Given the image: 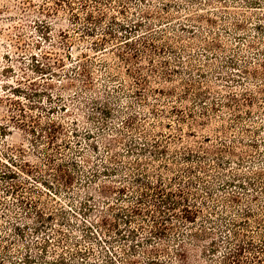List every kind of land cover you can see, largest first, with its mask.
<instances>
[{"label":"rangeland","instance_id":"374dc122","mask_svg":"<svg viewBox=\"0 0 264 264\" xmlns=\"http://www.w3.org/2000/svg\"><path fill=\"white\" fill-rule=\"evenodd\" d=\"M123 1L122 13L117 0L102 3L106 16L87 35L82 31L85 14L80 0L72 1V9L65 4L55 9L52 0H0V125L8 129L5 136L0 135V162L16 169L12 163L26 159L38 170L33 173L54 187L38 185L41 191L28 189L25 193L37 200L38 209L52 216L38 232L32 231L33 210L27 214L29 220H18L24 211L16 195L6 194L0 187V235H9L2 242L7 251L0 248V255H12L8 264H21L22 244L30 246L36 264H104L105 256L113 264H149L153 255L148 249L153 245L168 250L154 255L155 264H191V259L182 263L175 255L176 234L146 242L150 224L140 215L132 216L129 227L117 221L121 233L143 227L135 241L119 239L101 223L102 218L113 220L120 208L133 205L136 188L130 175L141 170L150 177L162 173L166 180L177 175L187 179L182 168L204 159L206 172L194 169V174L214 187L212 195L201 182L195 185L199 195L209 205L217 203V208L214 213L197 202L202 208L200 216L194 224H180L183 233L198 229L206 215L225 223L245 204L262 213L258 208L264 203V66H260L264 62V0ZM163 3H167L166 9H161ZM142 9L151 14L143 15ZM110 17L132 28L129 37L143 36L153 43L152 47L137 44L144 52L128 67L119 58L120 52L129 51L119 45L123 29L111 25L117 37L108 38L104 48L93 47L102 29L110 26ZM140 20L144 25L133 33V22ZM45 24L50 25L47 38L42 36ZM33 62L49 68L33 72ZM83 67L90 75L88 84ZM136 69L145 81H140ZM163 71H169V77ZM204 91L206 97L197 95ZM182 93L185 96L180 99ZM231 95L235 98L228 100ZM18 103L39 125L51 120L62 125L57 144L52 146L57 151L46 145L47 138L16 127L14 120L21 117ZM105 105L111 110L107 117L102 112ZM201 106L209 110L202 124L178 121L177 114L189 109L200 115ZM212 106L215 109L210 110ZM129 116H134L133 123L126 125ZM163 138L168 139L166 153L158 157L147 151L139 155L127 152L130 141L142 144L159 139L163 143ZM189 149L204 157L184 161L181 153ZM114 153L117 156L112 158ZM47 154L54 158L52 166L46 164ZM136 158L141 170L135 168ZM58 163L73 175L67 186L53 177ZM102 165L115 169L114 173H102ZM92 168L100 171L96 177L90 176ZM29 181L37 184L33 178ZM102 185L122 186L126 192L103 193ZM232 192L239 194L241 202L226 199ZM253 194L256 200H252ZM82 202L87 203L86 210L81 208ZM12 222H28L22 240L15 237ZM210 231L223 234L219 229ZM44 240L48 242L41 248ZM132 245L135 250L129 249ZM130 260L133 262H126Z\"/></svg>","mask_w":264,"mask_h":264},{"label":"trees","instance_id":"16d2710c","mask_svg":"<svg viewBox=\"0 0 264 264\" xmlns=\"http://www.w3.org/2000/svg\"><path fill=\"white\" fill-rule=\"evenodd\" d=\"M73 0H52L54 3L55 9L57 6L61 7L65 4L68 8H73ZM113 0H80L79 7L84 10V21L82 26V31L87 35H92V32L97 28L96 24H100L102 19L106 16L105 11L101 8L102 3L104 5L110 4ZM121 3V7L118 12L124 11L123 0H117ZM167 3H163L161 9H166ZM44 10V9H43ZM46 12L49 11L46 9ZM96 12V14H94ZM141 12L145 16H149L151 14L147 9H142ZM72 15L79 19L76 13H72ZM201 15H196L195 17H200ZM157 18H161L158 16ZM192 20V19H190ZM197 20V19H196ZM208 20V18H207ZM111 25L117 26L119 29H123L122 37H124L123 41L119 43L123 44L124 47L128 48L129 51H123L119 53V58L122 61L127 63V67L134 59H138L142 56L144 50L138 48L137 44H143L147 46L148 44L152 47L153 43L145 37L138 35L136 37H129V31L132 28L127 29L128 26L123 25L119 21L115 19V17H110V26L103 28L101 32V37L98 41H95L93 47L95 49L104 48L107 39L116 38L117 34ZM144 25L142 21L133 22V29L135 33L141 26ZM190 26V25H189ZM139 27V28H136ZM193 27L192 25L190 26ZM36 28H39L37 26ZM41 28H44V32L42 36L47 38L48 32L50 29L49 24L42 25ZM40 28V30H41ZM183 28V27H182ZM185 28V27H184ZM128 31V32H127ZM134 35V34H133ZM121 37V36H119ZM142 46V45H141ZM159 51V47L156 48ZM32 59L34 55H31ZM264 66V62L260 64V66ZM32 71L33 72H44L46 68H49L48 65L39 66L37 62L32 63ZM136 74L140 73L139 71H135ZM166 77H169V71H163ZM82 74L85 77V83H89L90 75L85 67L82 69ZM145 81V79L140 76V81ZM187 90V89H186ZM20 93V90H18ZM23 96L29 97V94L25 91H21ZM172 94V91H169ZM186 93V91H185ZM21 95V94H19ZM202 98L206 97L207 93L204 91L197 94ZM185 96L184 93L181 94L180 99H183ZM228 100H232L234 95H231ZM199 98V97H198ZM213 104H216L215 102ZM29 106L34 107V103H30ZM215 106V105H214ZM212 106L210 110L215 109ZM174 111L179 112V109L176 106L171 107ZM171 109V110H172ZM18 114L21 116L19 119L14 120V124L17 128L31 133L39 138L41 136L47 138L46 145L48 147H52L54 143L57 141V134L62 132L63 127L61 124L51 120L47 123V125H39V122L34 119L35 117L31 115H26L27 111L24 107L18 103ZM104 116H108L111 113L110 107L104 106L102 110ZM152 112L159 116L157 109H152ZM209 110L205 106H201V114L196 116L192 109H189L185 114L178 113V121L184 122L189 121L190 125H198L202 124L209 117ZM28 117V118H25ZM200 118V119H198ZM134 116H129L126 120V125H131L133 123ZM201 120V121H200ZM39 128V130L37 129ZM7 129V125H0V135L5 136V131ZM85 136H89V132L85 133ZM174 137V136H172ZM171 137V138H172ZM164 142L162 143L159 139H153L150 143H142L138 144L135 141H130L127 146V152L136 153L137 155L143 154L147 151L151 157H158L159 155L166 153V143L168 139L163 138ZM57 144V143H56ZM109 145H114V143L109 142ZM91 149L94 151L95 145H90ZM55 151L58 150L57 147H52ZM19 154H23V150H18ZM194 150H184L182 154V159L184 161H190L192 158H203V155L196 153ZM6 156L5 154H2ZM117 156V153H114L113 157ZM46 164L48 166H52L53 156L51 154H47L45 157ZM139 158V157H138ZM10 159V157H9ZM16 169L10 168L6 163L0 162V187H3L6 194L16 195V201L18 202L20 209L24 211L22 217H19L18 220H29L28 213H31L33 210V217L35 221L33 222L32 231L38 232L41 227L44 226V222L50 220L52 218L51 214L44 213L41 209L37 208V200H33L27 196H25L26 191L29 189L30 191L36 190L41 191L38 185L45 186L47 188H54L52 184L48 183L47 179L43 176L34 174L33 172L38 171L35 165H31L26 159H20L17 163H12ZM135 168L141 170L139 159H135L134 161ZM165 168L168 166L164 165ZM3 167L5 169H3ZM52 168V167H50ZM54 168V167H53ZM167 167L166 169H168ZM170 169V168H169ZM206 172V165L203 160H199L196 162L195 166L187 165L182 168V171L187 175V179L181 178L180 175L175 177H171L166 180L162 173H156L154 177H150L145 170H141L140 172L132 173L130 175V181L133 184L136 192V195L133 197V205L124 210V208H120L118 212L114 213V219L110 220L107 218H102L101 223L107 225V229L112 231L115 235H118L119 239H129L130 241H135L137 236V231L142 229L141 225H138L134 229L128 228L127 233H121L118 229L117 222L119 219L124 225H128L132 221V216L140 215L142 219L146 218L150 224V229L147 230L148 234L145 237L146 242L151 239V237H156L158 239H162L167 237L168 233L177 235L176 247L174 248V253L178 257V259L182 263H188L189 259L192 260V263L202 264L205 261L210 263L207 264H264V203L261 205L259 210L262 213L255 212L253 206L245 204L243 207L236 209V217L230 218L228 221H224L225 223H217L216 219H212L209 217L210 215H206V218L199 223V228L194 231H190L189 233H183L180 231V224L191 225L196 223L198 217L200 216V212L202 211L201 206L197 204L200 202L203 206L206 205L213 212L216 211L217 203H211L209 205L206 199L199 195L197 190V186L195 185L198 182H201L202 186L207 189L206 191L209 195L213 193V186L206 184L203 181V177L194 174L195 170ZM99 169L92 168L90 176L96 177L98 175ZM110 167L106 165H102V173L111 174L114 173ZM56 174H54V178L56 180H61V184L67 186L72 180L73 175L64 168L63 163H58L55 167ZM190 176V177H188ZM33 178L37 184L29 183V179ZM189 178V179H188ZM37 179V180H36ZM175 182L178 185H174ZM229 182V181H226ZM263 192H264V187ZM2 189V188H0ZM133 190V189H132ZM131 190V193H132ZM101 191L103 193L117 192L119 194H124L126 192V188L122 186H110V185H102ZM130 197V196H129ZM199 199V200H198ZM229 202L238 203L240 201V197L238 193L232 192L226 198ZM252 200H256V195H252ZM1 203V202H0ZM227 205H225L226 207ZM81 208L86 210L88 208L86 202L81 203ZM110 209H114L113 206ZM31 211V212H30ZM215 213V212H214ZM27 215V216H26ZM173 219L175 221H173ZM28 224H20L19 222L11 223V228L14 231L15 237L19 239H23V229ZM206 224L210 225L206 227ZM210 229L222 231L223 234L218 235L214 233V231H210ZM143 230V229H142ZM57 232L60 230L57 229ZM105 232V231H104ZM6 235V236H5ZM181 235L182 239L178 238ZM8 234L0 235V248L5 252L7 251V246L3 245V241H7ZM15 239V238H14ZM179 239V240H178ZM48 241L44 240L41 245V248H44ZM25 248V252L21 256V264H36L37 260H34V256L30 253V246L22 244ZM137 245V242L135 243ZM129 246V249L135 250L134 246ZM148 252L153 255L149 261V264H155L156 258L154 255L159 254L160 252L167 253L168 250L166 247H157L151 246L148 249ZM12 255L9 253H4V255H0V264H8L12 263ZM204 261V262H202ZM62 262V261H61ZM127 263H132L133 261H126ZM114 261L110 256H105L104 264H113Z\"/></svg>","mask_w":264,"mask_h":264}]
</instances>
